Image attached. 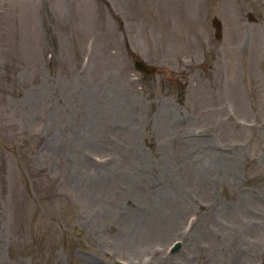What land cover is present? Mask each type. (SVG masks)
<instances>
[{
    "label": "rangeland",
    "instance_id": "obj_1",
    "mask_svg": "<svg viewBox=\"0 0 264 264\" xmlns=\"http://www.w3.org/2000/svg\"><path fill=\"white\" fill-rule=\"evenodd\" d=\"M263 37L264 0H0V264H264Z\"/></svg>",
    "mask_w": 264,
    "mask_h": 264
},
{
    "label": "water",
    "instance_id": "obj_2",
    "mask_svg": "<svg viewBox=\"0 0 264 264\" xmlns=\"http://www.w3.org/2000/svg\"><path fill=\"white\" fill-rule=\"evenodd\" d=\"M213 24L215 25L216 29L219 30L220 26L217 20H213ZM216 36L219 37L220 34L217 32ZM135 68L144 72L145 74L153 73L155 71L154 67L146 65L143 61H134Z\"/></svg>",
    "mask_w": 264,
    "mask_h": 264
}]
</instances>
